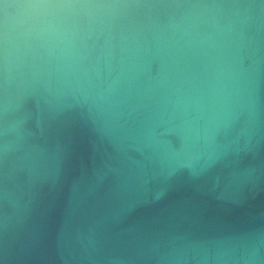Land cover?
Here are the masks:
<instances>
[{"label": "water", "instance_id": "95a60500", "mask_svg": "<svg viewBox=\"0 0 264 264\" xmlns=\"http://www.w3.org/2000/svg\"><path fill=\"white\" fill-rule=\"evenodd\" d=\"M0 264H264V0H0Z\"/></svg>", "mask_w": 264, "mask_h": 264}]
</instances>
